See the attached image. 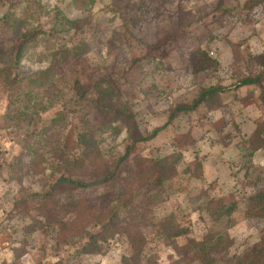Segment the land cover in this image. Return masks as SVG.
<instances>
[{
  "label": "rangeland",
  "instance_id": "rangeland-1",
  "mask_svg": "<svg viewBox=\"0 0 264 264\" xmlns=\"http://www.w3.org/2000/svg\"><path fill=\"white\" fill-rule=\"evenodd\" d=\"M0 70V264H264V0H0Z\"/></svg>",
  "mask_w": 264,
  "mask_h": 264
},
{
  "label": "trees",
  "instance_id": "trees-1",
  "mask_svg": "<svg viewBox=\"0 0 264 264\" xmlns=\"http://www.w3.org/2000/svg\"><path fill=\"white\" fill-rule=\"evenodd\" d=\"M25 43H26L25 39H21L16 44L15 52H14V58L16 60L21 57L23 49L25 47ZM255 82H256L255 80L253 81L251 79H247V80H244L241 83V86L251 85V84H254ZM11 83L12 82L9 79L8 75L4 71L0 70V85L5 86V85L11 84ZM221 92L222 91L220 89H216V88H210L207 91H203L198 96V98L195 100V102H194V104H193V106L191 108H196L198 105L204 103L207 100V98H213L214 96H216L218 94H221ZM181 110L182 109H178L177 108L174 112L176 113V112H179ZM157 131L158 130H155L152 135L153 136L156 135ZM79 145L82 148V151H81L80 155L77 156V158L75 160V163H74L75 164V166H74L75 169L83 168V165L86 162H88L89 160H91L92 157L96 156V154H97V151L93 150V148H91V146L88 144V142H86V138L83 135L79 136ZM75 174H76L75 176H78V173H75ZM79 176H81V175H79ZM113 177H114V175L111 178H110V176H108L106 179L108 180V178H110V180H113ZM100 182L103 183V181H100ZM59 183L67 185V186H71V187H73L74 189H77V190H83V189L87 188V186H88L86 183H83V182L65 180L63 178H61L59 180ZM129 201H130V199H129ZM108 215H109V218L106 221V223H103L101 225V232H103V231L109 232L110 235L109 234L108 235L110 237H107L105 235L103 237V240H107L108 238H111V236H114L118 232L122 233V234H125L127 236L128 240H129L128 241L129 245L131 246V253H130L129 256L122 258L121 264H138L139 258H140L141 254H142L141 247L144 244L143 243V238L141 237L142 236L141 233H139L137 231L134 232L133 228L130 227L129 224H127L125 222V220L124 221L120 220L119 215H118L117 206L113 207L112 209H110L109 212H108ZM165 226H166V224L160 225V229H159L160 233L163 232V234H164L166 232L172 231V230H167V228ZM174 236H178L177 233ZM166 237L169 239L170 236L167 235ZM139 243H140L141 247H139V245H138ZM222 245H223V240L219 239V240L216 241V243L212 242L211 244L206 245V241H204V242L200 243L198 246L203 247L202 249L204 251L202 252L203 253V257L202 258L205 259V258L209 257V253L210 252L215 251L219 247L221 248ZM203 259H201L203 261V263L207 264V262L204 261Z\"/></svg>",
  "mask_w": 264,
  "mask_h": 264
}]
</instances>
